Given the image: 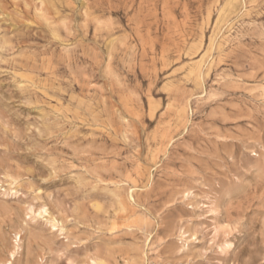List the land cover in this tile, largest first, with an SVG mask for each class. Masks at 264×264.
<instances>
[{
  "label": "rangeland",
  "instance_id": "obj_1",
  "mask_svg": "<svg viewBox=\"0 0 264 264\" xmlns=\"http://www.w3.org/2000/svg\"><path fill=\"white\" fill-rule=\"evenodd\" d=\"M0 264H264V0H0Z\"/></svg>",
  "mask_w": 264,
  "mask_h": 264
},
{
  "label": "bare ground",
  "instance_id": "obj_2",
  "mask_svg": "<svg viewBox=\"0 0 264 264\" xmlns=\"http://www.w3.org/2000/svg\"><path fill=\"white\" fill-rule=\"evenodd\" d=\"M43 14V13H42ZM45 15V14H44Z\"/></svg>",
  "mask_w": 264,
  "mask_h": 264
}]
</instances>
